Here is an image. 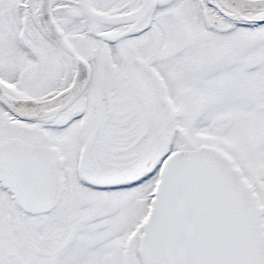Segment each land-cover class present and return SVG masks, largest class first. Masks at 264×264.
I'll list each match as a JSON object with an SVG mask.
<instances>
[{"label":"snow or ice","instance_id":"snow-or-ice-1","mask_svg":"<svg viewBox=\"0 0 264 264\" xmlns=\"http://www.w3.org/2000/svg\"><path fill=\"white\" fill-rule=\"evenodd\" d=\"M0 264H264V0H0Z\"/></svg>","mask_w":264,"mask_h":264}]
</instances>
